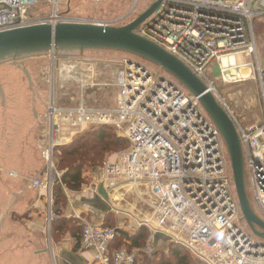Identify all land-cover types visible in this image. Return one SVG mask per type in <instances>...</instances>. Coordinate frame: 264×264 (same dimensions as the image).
I'll list each match as a JSON object with an SVG mask.
<instances>
[{
  "label": "built area",
  "instance_id": "obj_1",
  "mask_svg": "<svg viewBox=\"0 0 264 264\" xmlns=\"http://www.w3.org/2000/svg\"><path fill=\"white\" fill-rule=\"evenodd\" d=\"M61 1L0 0V33L45 23L120 26L130 20L140 2L134 0L137 7L121 19L89 21L60 13ZM151 1L154 5L159 0ZM51 6L49 15L31 14ZM257 21L264 22V0H161L135 32L182 61L219 98L210 72L228 77L229 69L236 67L233 58L253 59L255 72L250 69V78L255 74L264 110ZM224 59L229 68L224 67ZM118 88L115 106L107 109L83 103L63 108L51 100L44 154L50 168L46 176L33 180L32 188L45 191L52 204L54 186L61 182V173L54 167L56 150L94 127H113L130 147L118 163L107 167L103 185L108 196L128 188L142 191L141 201L150 213L136 219V230L167 236L203 264H264V240L244 220L225 141L199 98L167 72L132 60H125ZM224 105L240 136L252 207L264 218V113L258 126L244 128ZM76 218L82 221L81 248L93 252L91 264H139L142 253L155 252L152 246L113 249L123 233L130 245L132 225L114 228Z\"/></svg>",
  "mask_w": 264,
  "mask_h": 264
},
{
  "label": "rangeland",
  "instance_id": "obj_2",
  "mask_svg": "<svg viewBox=\"0 0 264 264\" xmlns=\"http://www.w3.org/2000/svg\"><path fill=\"white\" fill-rule=\"evenodd\" d=\"M152 4L151 0H140L138 7L135 6L134 0H62L59 12L75 19L113 21L125 17L137 7L130 20L120 25L124 26L145 13ZM49 8L43 10L39 7L31 14L49 15L52 6ZM256 36L260 59L264 63V31L259 30ZM125 60L139 61L156 72L163 71L157 65L135 55L110 50L56 51L0 63V222L12 220L15 227L20 226L16 230L19 236H28L29 230L23 226L24 223L33 221L37 214L40 216V213L31 207L20 213H24L23 216L14 217L18 215L15 213L18 208L13 202L17 193H25L35 200L40 198V192L34 191L31 185L39 175L46 176L50 168L44 154L47 148V113L51 100L54 99L56 104L63 108L75 107L81 103L93 108L114 107L119 93L118 77L124 70ZM234 62L238 70L250 66L249 69L255 72L253 59L238 56ZM229 71L226 74L228 76ZM208 76L213 88L244 128L255 127L261 122L262 103L255 74L247 81H231L227 76L222 77L213 72ZM116 132L120 138H124ZM128 149L107 154L101 167L86 170L84 190L100 187L105 179L107 167L118 163ZM56 164L57 160L54 159V167L61 173ZM27 174L30 177H26ZM21 177L26 178L22 181ZM141 192L128 188L112 194L109 204L114 214L112 221L103 226L123 227L126 219L132 221L141 216V213L149 214L150 209L141 201ZM41 198L44 203L41 216L44 218L46 239L51 248V235L53 238L67 236L70 226H66L59 234L53 233V228H56L53 227L54 221L57 220L55 198L53 197L52 204L48 198ZM253 209L258 217L264 220L255 206ZM130 210L133 216L126 218L125 214L130 213ZM63 215L61 212L62 217ZM69 221L76 223L78 220L73 218ZM79 233L81 234V229L78 230ZM154 241L158 248L154 249V254H142L139 264H146L161 255L169 259L170 254L167 252L170 245H167L166 237L162 234L152 235L147 231L139 250L146 249Z\"/></svg>",
  "mask_w": 264,
  "mask_h": 264
},
{
  "label": "water",
  "instance_id": "obj_3",
  "mask_svg": "<svg viewBox=\"0 0 264 264\" xmlns=\"http://www.w3.org/2000/svg\"><path fill=\"white\" fill-rule=\"evenodd\" d=\"M161 0L124 26L90 22L35 24L0 33V63L56 51H122L153 63L177 79L198 97L204 110L220 131L228 151L236 195L246 224L264 240V220L255 213L247 191L246 168L240 136L224 101L182 61L135 30L160 7ZM99 194L108 200L104 185Z\"/></svg>",
  "mask_w": 264,
  "mask_h": 264
},
{
  "label": "crops",
  "instance_id": "obj_4",
  "mask_svg": "<svg viewBox=\"0 0 264 264\" xmlns=\"http://www.w3.org/2000/svg\"><path fill=\"white\" fill-rule=\"evenodd\" d=\"M83 70L85 71V69ZM261 107L263 117L264 110L263 106ZM259 124H257V126ZM25 176L30 177L29 174ZM26 177H21L20 179L23 181ZM99 188L100 187L92 188L85 191L83 187L80 192L65 190L66 205L60 209L64 214L62 218L68 221L73 218L78 220L76 216H79L83 220L97 225H105L107 222H111L114 211L111 209L109 199L112 197L108 196V200L102 198L99 194ZM34 191L40 192V198H47L45 191L39 189H35ZM40 198L39 200H35L31 198L30 195H25V193H17L15 195L13 203L14 206L18 208L17 212H15L18 215L13 214L14 217L23 216L24 213L22 215H20V213L26 208L29 210L31 207L38 211L40 216L36 213L37 217L33 219V221L24 223L25 225L23 226L29 230V235L26 237L22 235L19 236L16 230L20 228V226L18 228L15 227V223L12 220L0 222V264H91L93 252L82 250L81 242L78 240L81 234H78V230L72 227L67 230V236L53 238L51 235V248L49 247L44 229V218L41 216L44 203H42L43 199ZM130 213H132V211ZM142 214L143 213H141V215ZM55 218L58 219L57 217ZM136 219L140 220L139 218ZM136 219H132V221L126 219L124 223V225L129 224L134 227L132 237L139 233L140 230L145 229L138 228L136 230ZM76 223L77 225L74 223L76 227H82L81 220L76 221ZM145 230L148 231L147 229ZM52 232L59 234L61 230L53 228ZM165 237L167 245H171L170 239L167 236ZM25 242H27L26 247H24ZM123 242L126 244L125 241ZM156 245V241L151 244L154 249L158 248ZM126 246L129 247L127 244ZM167 253H169V251Z\"/></svg>",
  "mask_w": 264,
  "mask_h": 264
},
{
  "label": "trees",
  "instance_id": "obj_5",
  "mask_svg": "<svg viewBox=\"0 0 264 264\" xmlns=\"http://www.w3.org/2000/svg\"><path fill=\"white\" fill-rule=\"evenodd\" d=\"M255 28L256 35H258L259 30L264 31V22L257 21ZM129 147V140L120 138L115 128L99 126L80 134L71 144L56 150V165L62 175L61 182L57 183L53 189L55 215L58 218L54 221L53 227L62 230L69 225L75 230L81 229L82 234V227H76L72 221L63 219L61 216L62 210L60 209L66 205L65 190L80 192L86 185L84 179L86 170L101 167L107 154L117 153ZM146 236L147 231L145 229L140 230L135 236L129 238L131 243L129 248L139 249ZM127 237L129 236L123 233L113 244V249L128 247L123 242ZM78 240L81 242V235ZM169 254V259L163 258L162 255L161 257L156 256L146 264H203L194 260L184 248L175 244L170 245Z\"/></svg>",
  "mask_w": 264,
  "mask_h": 264
},
{
  "label": "bare ground",
  "instance_id": "obj_6",
  "mask_svg": "<svg viewBox=\"0 0 264 264\" xmlns=\"http://www.w3.org/2000/svg\"><path fill=\"white\" fill-rule=\"evenodd\" d=\"M231 63L233 64V66H236L235 65V62H234V59L231 60ZM224 67L229 68V61L224 59ZM235 67H233L232 69H230L229 71V76L228 78H231V79H244V80H248L250 78V74H251V70L247 67H242L241 70H238V69H234Z\"/></svg>",
  "mask_w": 264,
  "mask_h": 264
}]
</instances>
